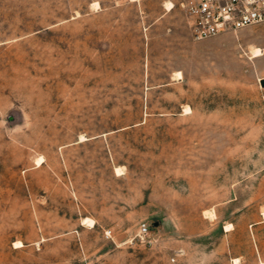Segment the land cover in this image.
Returning <instances> with one entry per match:
<instances>
[{
	"label": "rangeland",
	"instance_id": "374dc122",
	"mask_svg": "<svg viewBox=\"0 0 264 264\" xmlns=\"http://www.w3.org/2000/svg\"><path fill=\"white\" fill-rule=\"evenodd\" d=\"M185 1L0 0V264H264V21Z\"/></svg>",
	"mask_w": 264,
	"mask_h": 264
},
{
	"label": "built area",
	"instance_id": "2783aa9c",
	"mask_svg": "<svg viewBox=\"0 0 264 264\" xmlns=\"http://www.w3.org/2000/svg\"><path fill=\"white\" fill-rule=\"evenodd\" d=\"M184 8L195 39L236 31L264 21V0H186ZM106 234L110 236L111 231ZM150 234V224L141 223L139 237Z\"/></svg>",
	"mask_w": 264,
	"mask_h": 264
},
{
	"label": "bare ground",
	"instance_id": "6f19581e",
	"mask_svg": "<svg viewBox=\"0 0 264 264\" xmlns=\"http://www.w3.org/2000/svg\"><path fill=\"white\" fill-rule=\"evenodd\" d=\"M169 7H170V4L168 3V8ZM261 52H262V50L259 47H254V48L251 49L252 56H258V55L261 54ZM177 75H180V73L178 72ZM83 139H85L84 136H82V140ZM116 171H117V173H119L121 170H120V168L117 167ZM263 215H264V212H263ZM83 223L88 225V226H93L94 225V220H92L91 218H84L83 219ZM232 228H233V225L231 223H227V224L224 225V229L226 231L231 230ZM18 245H21V243H19ZM233 263L234 264H239L240 262L238 261V258H237V259H234Z\"/></svg>",
	"mask_w": 264,
	"mask_h": 264
},
{
	"label": "water",
	"instance_id": "95a60500",
	"mask_svg": "<svg viewBox=\"0 0 264 264\" xmlns=\"http://www.w3.org/2000/svg\"><path fill=\"white\" fill-rule=\"evenodd\" d=\"M260 83H261L262 86H264V78L260 79ZM155 224H157V223H155Z\"/></svg>",
	"mask_w": 264,
	"mask_h": 264
},
{
	"label": "crops",
	"instance_id": "0c3cea01",
	"mask_svg": "<svg viewBox=\"0 0 264 264\" xmlns=\"http://www.w3.org/2000/svg\"><path fill=\"white\" fill-rule=\"evenodd\" d=\"M224 231H226L225 229H223ZM229 231V230H228ZM227 232V231H226Z\"/></svg>",
	"mask_w": 264,
	"mask_h": 264
}]
</instances>
